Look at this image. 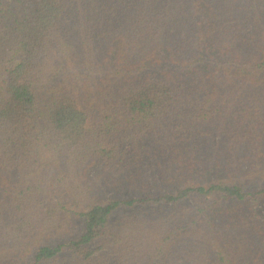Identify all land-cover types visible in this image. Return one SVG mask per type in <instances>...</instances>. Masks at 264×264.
I'll return each instance as SVG.
<instances>
[{
	"label": "trees",
	"instance_id": "obj_1",
	"mask_svg": "<svg viewBox=\"0 0 264 264\" xmlns=\"http://www.w3.org/2000/svg\"><path fill=\"white\" fill-rule=\"evenodd\" d=\"M0 264H264V0H0Z\"/></svg>",
	"mask_w": 264,
	"mask_h": 264
}]
</instances>
